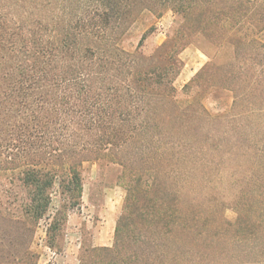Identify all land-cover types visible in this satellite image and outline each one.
Segmentation results:
<instances>
[{
  "label": "trees",
  "instance_id": "1",
  "mask_svg": "<svg viewBox=\"0 0 264 264\" xmlns=\"http://www.w3.org/2000/svg\"><path fill=\"white\" fill-rule=\"evenodd\" d=\"M199 2V19L208 14L229 26L230 43L262 51L264 65V0H0V158H15L0 161V172H17L25 194L19 216L0 213V264H36L31 245L44 218L54 249L56 233L81 203L80 168L107 158L121 168L126 197L113 248L101 250L123 264L125 229L152 226L149 247L139 241L136 264H168L167 239L195 222L179 201L188 182L183 173L194 168H169L162 158L184 153L201 132L165 113H184L175 102L174 41L145 56L142 40L132 52L119 40L153 5L193 12ZM54 193L60 205L49 217ZM235 225L251 234L253 224L238 218Z\"/></svg>",
  "mask_w": 264,
  "mask_h": 264
},
{
  "label": "rangeland",
  "instance_id": "2",
  "mask_svg": "<svg viewBox=\"0 0 264 264\" xmlns=\"http://www.w3.org/2000/svg\"><path fill=\"white\" fill-rule=\"evenodd\" d=\"M153 6L139 13L119 46L132 52L142 40L141 51L150 56L174 41L180 51L175 102L184 113H165L192 121L191 127L201 132L194 142L195 155L189 147L194 145L189 144L187 152L162 158L169 168L171 164L194 168L183 173L188 182L179 201L182 213L195 222L167 239L173 241L172 248L167 244L168 264H264L263 52L231 44L229 26L216 24L211 15L199 19L200 2L193 12L171 3ZM107 161L80 168L81 203L56 233L54 249L46 244L48 218L38 223L31 245L36 264H112L115 254L101 249L113 248L126 190L118 179L121 168ZM143 171L146 176L152 173ZM15 175L0 172V213L19 216L25 194ZM59 205L60 197L54 193L49 217ZM238 218L253 224L251 234L250 228L237 230ZM124 233L119 257L123 264H136L139 249L151 244L152 226L132 224Z\"/></svg>",
  "mask_w": 264,
  "mask_h": 264
}]
</instances>
